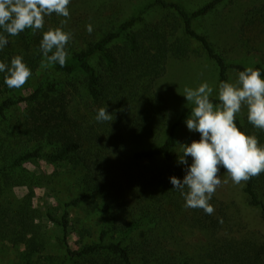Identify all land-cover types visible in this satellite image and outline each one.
<instances>
[{
  "label": "trees",
  "instance_id": "16d2710c",
  "mask_svg": "<svg viewBox=\"0 0 264 264\" xmlns=\"http://www.w3.org/2000/svg\"><path fill=\"white\" fill-rule=\"evenodd\" d=\"M227 1L210 0L195 10H188L177 0H150L130 18L112 25L103 33L85 37L82 44L70 39L66 45L68 57L65 65H48L56 73L71 77L66 85L57 78L47 77L23 95L15 88L10 89L4 83L5 74L0 73V118L6 119L11 108L24 104L27 111L20 132L24 139L35 144L28 150H13L0 131V177L8 180H12L11 173L15 169H23L25 162L39 158L51 163L70 160L75 169L81 170L84 169L80 164L84 168L86 164L93 168V165L100 164V160L101 164H116L103 154V141L98 139L95 129L88 132L85 128L83 120L87 113L76 104L77 99L87 98L85 90L100 108L106 107L110 114L116 113L119 118L126 115L128 123L122 127V135L130 132L135 140L158 139L161 131H167L156 147L133 153V158L138 161H160L155 174H148L143 182L135 184L143 188L137 197L139 213H108L112 206L105 203L98 216V239L74 248L68 243L74 225L71 208L83 203L100 206L99 195L106 194L103 177L95 179L93 171L81 173L78 184L83 186L82 190L63 203L60 216L55 214L56 211L46 215L47 220L61 227L66 247L64 260L51 264H138L134 256L143 264H163V261L189 264L184 253L170 256L161 249L160 240L153 244L147 233L158 226L174 228L178 224L197 228L205 236V243L200 248V264H264V172L244 182V206L224 202L214 193L209 201L214 207L213 214L208 215L199 208L185 207L184 210L185 200L178 190L173 189L170 177L182 180L185 175V166L178 163L179 155L183 153H176L179 146L177 131L190 115L192 105L170 125L169 100L157 90L158 80L168 72L169 61L184 60L192 54L204 56L216 65L219 84L230 82L231 71L239 73L247 67L259 69L264 78L263 62L247 65L229 59L209 35L195 26L198 19L210 16ZM155 9L166 14L151 23L147 15ZM54 14L45 16L47 21L42 30L26 29L17 36L4 33L9 42L0 50V62L10 66L11 59L19 55L32 75L37 73L45 60L40 51L43 32L61 26L53 22ZM241 18L242 46L248 48V42L256 39H261L264 45V4L244 10ZM120 41L121 45L118 44ZM96 58L102 65L101 72L99 64L93 63ZM76 78L79 80H74ZM210 100L214 105L219 103L218 97L210 96ZM91 115L96 117L94 113ZM235 122L246 134L255 135L264 146V130L254 127L248 118L242 120L237 114ZM114 134L110 133L111 136ZM116 138L118 143L114 140L112 143L120 153L122 142ZM49 146L54 150L47 151ZM81 153L83 159L79 158ZM188 160L190 164L191 158ZM131 167L124 163L122 170L134 180L138 173L131 172ZM87 170L92 169L88 167ZM31 197L29 194L26 200ZM15 207L14 204L0 207V228L7 224L13 229L11 233L16 237L15 241L20 240L26 245L25 263L36 264L33 257L48 247L42 235V225L31 222V212L35 211L29 204L23 207L27 213L16 211ZM173 207L176 212L183 213H168L166 208L171 210ZM246 207L255 213H245ZM246 215L259 223L257 228L249 225ZM92 233L91 229L80 231L81 237Z\"/></svg>",
  "mask_w": 264,
  "mask_h": 264
},
{
  "label": "rangeland",
  "instance_id": "374dc122",
  "mask_svg": "<svg viewBox=\"0 0 264 264\" xmlns=\"http://www.w3.org/2000/svg\"><path fill=\"white\" fill-rule=\"evenodd\" d=\"M149 1L70 0L68 5L70 18L54 14L55 17L52 19L55 24L60 25L62 20H67L66 25L63 26L65 31L71 34V39L75 43L82 44L85 37L91 38L92 35L103 33V31L112 25H117L130 18ZM177 1L183 3L188 10H195L210 0ZM263 4L264 0H228L210 16L198 19L195 26L198 30L209 35L219 51L229 59L240 61L247 65H253L257 62L264 63V45L261 43V39L248 42V48H245V45L242 46V37H240L243 24L241 14L243 11L257 7L258 5L262 6ZM164 14H166L165 11L155 9L149 12L147 18L151 23H155L161 20ZM45 21L47 20L45 19ZM88 24H91L93 27L91 33L86 30ZM118 44L121 45L122 41L118 42ZM93 63H97L98 65V58L94 59ZM98 68L101 72L102 65L99 64ZM238 75L237 71H231L230 82L236 83ZM47 77L57 78L63 85H66L68 80L71 79L69 76L56 73L50 66H46L42 67L34 75H31L25 85L22 88L16 89V92L25 95ZM74 80L79 79L76 78ZM204 82H207L213 89L210 96L218 97V71L216 65L206 57L192 54L190 58L184 60L171 59L169 61L168 72L158 80L157 90L169 100L171 110L170 125L191 106L187 104V100L183 96L184 88L191 87L195 89ZM85 94L87 97L85 100H76V104L79 107L81 106L83 113H87V116L85 115L83 120L85 128L88 132L91 129H95L94 133L98 135L99 140L103 141V154L114 161L115 165L101 164L102 160H100V164H95L92 168L85 162L86 168L80 164V167L84 169L81 170L75 169L70 160L51 163L45 158H39L25 162L23 169H15L11 173L12 180H8L3 176L0 177V207L6 208L8 204H14L16 211L22 210L27 213L23 207L29 204L30 209L35 211L31 212V222L35 223L36 226L37 224L42 225V235L47 240L48 247L45 251L37 253L33 257V261L36 264L59 263L64 260L66 247L63 241L62 229L56 223L47 220L46 215L50 211H56L55 214L57 216L62 214L63 203L71 199L75 194H78L83 188V186L78 184L81 173L93 171L95 179H102L103 177L106 185V194L99 195L100 206L83 203L80 206L71 208L74 225L72 228L73 233L69 236L68 243L74 248H80L98 239L100 226L98 216L102 212V206L105 203H109L112 206L108 213H139L137 197L141 195L143 188H138L135 184L143 182L145 176L149 177L148 174H155L160 165V161L147 162L135 160L133 153L137 150L156 147L161 143L162 137L166 136V130L161 131L158 139L135 140L130 135V132H124V135H122V127L128 123L126 122V115H122L119 118L115 113L112 114L110 121H98L91 113L97 116V110L100 107L88 95L86 90ZM108 104L106 103L105 105ZM89 110L92 112L88 113ZM26 111L24 104L18 105L8 111L6 119L0 118V131L7 138L9 147L13 150H28L35 146L33 142L24 139L20 132ZM137 111H135V116L137 115ZM237 116L245 120L248 116L247 107L242 106ZM122 120L124 121L123 123L121 122ZM185 121L177 131V138L179 140V146L176 149L177 154L182 153L180 144H190L193 140L200 139L199 133L190 132L187 129ZM112 132L115 133L113 136L110 135ZM116 136L122 142L120 153L116 151L117 147L112 143V140L118 143ZM46 150L53 151L54 148L49 146L46 147ZM79 158L83 159L84 154L81 153ZM124 163L128 166L132 165L131 172L138 173L136 175L137 180L136 178L132 180L130 175L127 176L123 172ZM88 167L92 170H87ZM220 178L222 183L217 187L215 195L224 202H236L239 206H244V182L235 184L223 169H221ZM225 180L227 183H224ZM29 194H32V197L30 200H26ZM166 209L169 210L168 213H183V211L176 212L174 207L171 210L170 208ZM244 211L245 213H255L248 207ZM14 213L17 214L16 212L12 214ZM246 220L252 228H257V225H259L252 217L249 218L247 216ZM85 229H91L93 233L81 237L80 231ZM12 230L9 229L7 224H4L0 228V264H26L23 257L26 245L20 240L15 241L16 237L12 235ZM147 233L150 235L153 244L155 241L160 240L161 249L169 252L170 256L174 254L178 256L179 253H184L185 257L189 260V264H200V248L205 243L206 238L197 228L178 224L174 228L158 226ZM134 259L138 264H143L137 257L134 256ZM151 264L161 263L153 262ZM163 264H169V262L163 261Z\"/></svg>",
  "mask_w": 264,
  "mask_h": 264
},
{
  "label": "clouds",
  "instance_id": "9594fccd",
  "mask_svg": "<svg viewBox=\"0 0 264 264\" xmlns=\"http://www.w3.org/2000/svg\"><path fill=\"white\" fill-rule=\"evenodd\" d=\"M69 3L70 0H0V50L9 42L4 33L17 36L26 29L42 30L45 16L53 13L70 18ZM66 23L67 20H62L60 27L43 32L40 51L45 60L42 67L65 65L68 57L66 45L71 39V34L63 30ZM86 30L91 33L92 25L88 24ZM0 73L5 74L4 83L10 89L22 88L32 75L19 55L11 59L10 66L0 62ZM212 92L207 82L195 89L184 88L183 96L187 104L192 105L185 123L190 132L200 134V139L180 144L183 154H178V163L185 166V175L182 180L170 177L173 189L184 198L185 207L203 209L208 215L214 213L209 201L222 183L221 169L235 184L247 182L264 172V146L255 135L246 134L235 122L236 114L246 106L248 121L264 130V78L260 70L247 67L239 72L236 83L222 81L218 104L214 105L210 100ZM96 119L110 121L112 114L102 107L98 109Z\"/></svg>",
  "mask_w": 264,
  "mask_h": 264
}]
</instances>
